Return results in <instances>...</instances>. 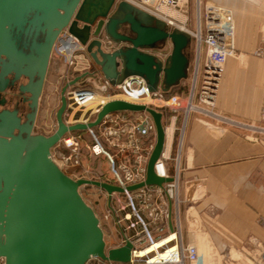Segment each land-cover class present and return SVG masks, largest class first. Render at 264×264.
I'll return each instance as SVG.
<instances>
[{
  "label": "water",
  "instance_id": "1",
  "mask_svg": "<svg viewBox=\"0 0 264 264\" xmlns=\"http://www.w3.org/2000/svg\"><path fill=\"white\" fill-rule=\"evenodd\" d=\"M65 29L86 46L102 74L113 83L129 76H142L152 92H169L189 77L190 59L185 51L191 37L131 4L117 0H0V88L3 76L15 73L29 79L23 91L31 94V108L37 109L52 52ZM42 35L33 42L32 53L18 48L13 33ZM122 44L108 50L103 40ZM171 45L162 61L154 52ZM8 58V62L2 60ZM82 77L67 83L61 92L56 113L57 129L50 136L31 135L30 124L20 125L15 113L0 114V264H88L92 258L128 264L133 245L111 249L106 254L104 232L94 209L83 199L80 188L92 186L109 196L122 189L107 183L78 179L64 173L53 161L52 149L72 132L98 126L114 112H147L156 126V145L147 166L145 183L162 186L171 179L158 177L154 166L161 156L165 131L162 113L156 109L112 100L106 103L95 121L66 125V91ZM36 113L29 115L35 120ZM19 134L15 135L14 130ZM23 133L26 136H23ZM111 197H109V201ZM172 229V225H170Z\"/></svg>",
  "mask_w": 264,
  "mask_h": 264
},
{
  "label": "built area",
  "instance_id": "2",
  "mask_svg": "<svg viewBox=\"0 0 264 264\" xmlns=\"http://www.w3.org/2000/svg\"><path fill=\"white\" fill-rule=\"evenodd\" d=\"M117 1L127 2L165 21L170 30L186 31L191 41H194L196 64L194 70L190 62L188 77L190 84L187 96L176 94L169 97L168 92L162 90L152 92L146 79L137 75L129 76L120 83L111 82L96 66L87 53L86 46L65 29L54 45L52 57L58 58L67 69L65 73V77L69 78L67 83L85 75L76 85L67 89L68 106L65 115H68L70 109L77 107L89 116L80 121L68 122L65 119L64 122L68 126L93 122L106 103L122 100V97H130L138 101L129 102L132 104L154 106L162 113L165 131L164 149L155 163L154 172L158 177L171 181L163 183L162 186L144 185L129 190L134 185L145 183L148 162L156 145V126L147 112L110 113L96 127L66 134L53 150L76 171L81 168L83 159L94 161L104 159L108 166V177L100 172L102 178L90 180L122 189L121 193L113 192L111 196L100 189L106 194L103 221L107 229L110 228L111 232L112 229L116 231V234H112L111 245L105 241L106 254L111 249L121 248L127 242H131L133 248L128 264H207L198 246L189 235L185 236L182 227L185 200L182 197L181 161L188 119L191 114H200L264 135V101L259 107L257 117L250 121H237L219 112L220 95L224 90L225 67L237 51L234 13L226 4L218 0L205 4L202 13L201 1L198 0L196 25L195 30H192L189 27V18L185 16L187 0ZM169 12L179 13L184 20H179L178 16H171ZM103 43L111 51L122 45L110 39L103 40ZM156 56L164 61L168 55L161 52ZM98 98H103L105 101H101L95 110L90 109L85 112L87 107ZM146 99H150V102H144ZM181 117L182 123L179 124ZM51 156L62 170L52 153ZM109 197H111L110 201ZM159 241H164L166 244L142 256L143 252L146 253L147 249L155 246ZM165 253L168 254L166 257L163 256ZM250 254H255V258H251V263L246 264H264V249L260 253ZM88 264L123 263L92 258Z\"/></svg>",
  "mask_w": 264,
  "mask_h": 264
},
{
  "label": "crops",
  "instance_id": "3",
  "mask_svg": "<svg viewBox=\"0 0 264 264\" xmlns=\"http://www.w3.org/2000/svg\"><path fill=\"white\" fill-rule=\"evenodd\" d=\"M204 1L207 4L215 0ZM240 7L236 14L237 44L258 45L264 27V5ZM58 66V62L51 61L55 73ZM251 73V78H244L236 61L227 64L218 106L222 115L237 121L257 117L264 101V64L263 69ZM183 82L189 88L190 79ZM189 119L190 148L181 161L183 231L184 223L187 232L193 225L213 253H260L264 249V135L200 114H191ZM208 136L214 138V143L207 141Z\"/></svg>",
  "mask_w": 264,
  "mask_h": 264
},
{
  "label": "rangeland",
  "instance_id": "4",
  "mask_svg": "<svg viewBox=\"0 0 264 264\" xmlns=\"http://www.w3.org/2000/svg\"><path fill=\"white\" fill-rule=\"evenodd\" d=\"M201 1V11L203 13L204 7H205V1ZM221 1L223 4H226L230 9H232L234 13V21L236 26V36L239 37V31L237 30L236 25V19H237V11H240L241 5H250V4H259L264 5V0H218ZM253 1V2H251ZM197 4L198 0H187V4L185 5V11H186V17L189 18V27L192 30H195L196 25V12H197ZM178 16L179 20H184V17H181L179 13H175ZM237 14V15H236ZM237 39V37H236ZM236 53L235 58H239L238 60L235 58H230L228 60V63H233V61H236L239 64V69L242 71V75L244 78L252 77V71H257L258 69H263L264 64V27L261 32L260 41L258 45H246L241 46L237 44L236 40ZM194 51H195V43L194 41H191L190 45L187 47L185 53L189 57L192 67H194L195 70V61H194ZM161 52L169 55L171 52V45L166 44L164 46H161L160 49L156 50L154 52L155 55L160 54ZM259 54V55H258ZM247 57V61L245 60V56ZM244 56V57H243ZM249 59V60H248ZM52 63L58 62L59 66L57 67V72H54V68L52 67L50 69V74L46 80L44 93L42 96V112H41V118L40 122L38 124V132L41 134H44L45 136L52 135L56 129H57V121H56V113L60 107V96L62 88L67 83V77H65L66 68L64 64L55 56L52 57ZM227 63V64H228ZM226 64V67H227ZM54 65V64H52ZM225 67V69H226ZM258 81V79H256ZM262 83V81H259ZM184 83V82H183ZM185 88V95L182 94V89ZM178 94H182L183 97L187 96L188 87L186 84H180L179 89L176 91ZM93 107V106H91ZM87 107L85 112H87L91 108ZM95 107V106H94ZM154 108V106L152 107ZM155 109V108H154ZM89 115H85L82 110L80 111L77 107H73L68 111V115L64 116V120L68 122H74L76 120H84V118H88ZM192 119H189L188 124L186 126V133H185V142L183 146L182 151V157L184 156V153L188 152L189 144H188V136H189V123ZM165 123V120H164ZM182 123V117L179 120V124ZM214 138L212 136H208L207 141L214 143ZM213 141V142H212ZM52 155L55 156L56 162L60 165L62 170L69 175L73 179H78L81 177H86L88 180L93 178H102L100 172L103 173L105 176L108 177V166L107 163L104 161V159H101L99 161H94L90 159H83V163L81 168L76 171L74 168H71V166L66 163L58 154L55 153V151L52 149ZM176 153H174V156ZM183 161V159H182ZM80 193L83 197V199L86 201V203L91 206L98 218L100 219L101 227L104 230L105 233V241L108 242L110 245L112 242V234H116L115 229H112V232L110 228H106V224L103 221V214L106 210V194L102 192L100 189L92 186H84L80 188ZM194 230V231H193ZM184 234L188 237V235L191 237L192 241L193 238L197 235L195 233V227L191 225L190 229H188L185 226L184 223ZM111 238H109V236ZM202 236V235H201ZM203 241V239H202ZM204 241H208V238H206ZM203 248L205 249V252L203 253L205 259L207 257H215L217 260V264H246L251 263V258H255V254H239V253H232V254H218L213 253L212 249L208 245H203ZM202 249V248H201ZM207 261V259H206ZM208 264V263H207Z\"/></svg>",
  "mask_w": 264,
  "mask_h": 264
},
{
  "label": "flooded vegetation",
  "instance_id": "5",
  "mask_svg": "<svg viewBox=\"0 0 264 264\" xmlns=\"http://www.w3.org/2000/svg\"><path fill=\"white\" fill-rule=\"evenodd\" d=\"M13 35L17 39L18 48L26 54L32 53L31 46L34 41L37 43H41L44 40V37L42 35L36 36L35 32H33L32 34L29 33L28 35L14 32ZM2 60L8 62V58H6L5 56H2ZM50 68H51V61L48 68L42 93L38 99V106L36 110H33L31 108V104H32L31 94L23 91V88L26 87L29 82V79L27 77L23 75L16 77L15 73L13 72L8 73L3 76L5 83L4 86L0 88V114L3 113L4 111L15 113L17 118L19 119L20 125L30 124L32 126L31 135L34 136L44 135L39 133L37 130L42 112V96L44 93L46 80L50 74ZM1 73H2V62L0 63V74ZM60 103H61V96H60ZM33 112L36 113V116H35V120L31 121L29 119V115H31ZM19 133L20 132L18 129L14 130L15 135H18ZM23 136L25 137L26 134L23 133Z\"/></svg>",
  "mask_w": 264,
  "mask_h": 264
},
{
  "label": "bare ground",
  "instance_id": "6",
  "mask_svg": "<svg viewBox=\"0 0 264 264\" xmlns=\"http://www.w3.org/2000/svg\"><path fill=\"white\" fill-rule=\"evenodd\" d=\"M171 14V16L173 17H177V15L173 12H169ZM180 31H184V30H180ZM186 33V31H184ZM188 34V33H187ZM122 100H125V101H128V102H136L137 100H135L134 98H130V97H122L121 98ZM101 101H105V99L103 98H98L96 102H94L92 105L88 106V107H91V108H97L98 104L101 102ZM138 102V101H137ZM144 102H150V99H146ZM95 106V107H94ZM68 143H70V140H68ZM193 242L198 246L199 248V251L200 253H204L205 252V249L203 248V242L201 241V238H200V235H196L194 238H193ZM202 242V243H201ZM166 243L164 241H159L158 243H156L155 246L147 249V252H143L142 253V256L146 255V254H150L151 252H153L154 250L156 249H159L161 247H163ZM202 248V249H201ZM168 254L165 253L163 256L166 257ZM207 263L208 264H217V260L215 259V257L211 256V257H207Z\"/></svg>",
  "mask_w": 264,
  "mask_h": 264
},
{
  "label": "trees",
  "instance_id": "7",
  "mask_svg": "<svg viewBox=\"0 0 264 264\" xmlns=\"http://www.w3.org/2000/svg\"><path fill=\"white\" fill-rule=\"evenodd\" d=\"M180 85L177 86V87H174L172 88L169 92H168V96L171 97V96H174L177 94V90L179 89ZM182 91H185V88L182 89Z\"/></svg>",
  "mask_w": 264,
  "mask_h": 264
}]
</instances>
